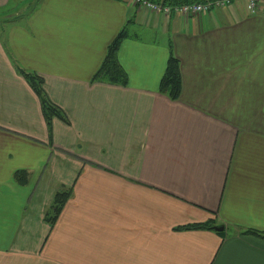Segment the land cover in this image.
I'll return each mask as SVG.
<instances>
[{
	"label": "crops",
	"instance_id": "crops-1",
	"mask_svg": "<svg viewBox=\"0 0 264 264\" xmlns=\"http://www.w3.org/2000/svg\"><path fill=\"white\" fill-rule=\"evenodd\" d=\"M20 1L0 0V264H264V240L240 234L264 231V0L256 14L247 0L198 14L36 0L9 13ZM122 28L127 85L91 81ZM169 46L177 101L158 91ZM17 68L63 110L51 135ZM61 186L72 195L50 227ZM209 219L224 232L174 229Z\"/></svg>",
	"mask_w": 264,
	"mask_h": 264
},
{
	"label": "trees",
	"instance_id": "trees-1",
	"mask_svg": "<svg viewBox=\"0 0 264 264\" xmlns=\"http://www.w3.org/2000/svg\"><path fill=\"white\" fill-rule=\"evenodd\" d=\"M153 2H159L167 5H179L188 4L192 2H205L208 0H151ZM127 37L126 28H122L113 41L108 45L105 58L102 63L95 71L92 76L91 81L93 82H105L120 86L127 85V74L121 67L117 60V51L119 46ZM17 72L23 76L27 81L33 92L39 99L41 112L45 120L48 134L51 135L52 132V120L53 118H58L64 122H67V118L62 109H60L56 104H54L43 88V78L33 72L26 71L22 68H17ZM159 93L165 95L172 101H177L181 94V74L179 70V60L173 54L171 46H169V55L166 61L164 72L161 76L158 85ZM28 172L26 170H17L14 173V179L20 185H24L28 181ZM72 195V186H61L56 190L53 201L48 207L44 219L50 227L56 222L59 214L61 213L65 203ZM215 222L209 219L201 223H192L182 226H177L175 230H214ZM215 231V230H214ZM218 232V231H217ZM220 231L218 233H223ZM240 234H249L257 236L264 240V231H259L255 229H244L240 231Z\"/></svg>",
	"mask_w": 264,
	"mask_h": 264
},
{
	"label": "built area",
	"instance_id": "built-area-1",
	"mask_svg": "<svg viewBox=\"0 0 264 264\" xmlns=\"http://www.w3.org/2000/svg\"><path fill=\"white\" fill-rule=\"evenodd\" d=\"M136 4L141 5L153 12H162L164 14L182 13V14H198L206 12L213 7L226 5L229 0H208L205 2H192L188 4L167 5L151 0H133ZM259 0H247L248 10L250 14H256Z\"/></svg>",
	"mask_w": 264,
	"mask_h": 264
},
{
	"label": "rangeland",
	"instance_id": "rangeland-1",
	"mask_svg": "<svg viewBox=\"0 0 264 264\" xmlns=\"http://www.w3.org/2000/svg\"><path fill=\"white\" fill-rule=\"evenodd\" d=\"M36 0H21L20 3L15 7H9L8 12L12 13L14 11L19 10V12H24L26 10H28L29 8H31L34 4H35ZM15 5V4H12ZM228 233V231H226Z\"/></svg>",
	"mask_w": 264,
	"mask_h": 264
},
{
	"label": "water",
	"instance_id": "water-1",
	"mask_svg": "<svg viewBox=\"0 0 264 264\" xmlns=\"http://www.w3.org/2000/svg\"><path fill=\"white\" fill-rule=\"evenodd\" d=\"M213 229H214L215 231L220 232V231H223V230H224V226H223V225H215V226L213 227Z\"/></svg>",
	"mask_w": 264,
	"mask_h": 264
}]
</instances>
